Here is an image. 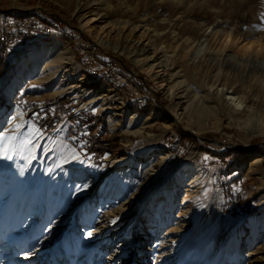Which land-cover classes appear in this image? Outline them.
<instances>
[{
	"label": "rangeland",
	"instance_id": "rangeland-1",
	"mask_svg": "<svg viewBox=\"0 0 264 264\" xmlns=\"http://www.w3.org/2000/svg\"><path fill=\"white\" fill-rule=\"evenodd\" d=\"M75 1L0 0V15L38 17L53 29L0 59V126L31 123L57 149L31 165L24 155L0 159V264H264V0H81L110 20L130 19L140 39L115 36L97 23L84 28L87 18L76 14ZM197 25H218L195 47L199 56L227 54L238 63L234 70L214 64L205 74L227 73L248 111L209 103L204 118L191 111L187 120L186 104L174 108L161 75L137 62L154 58L138 56L151 43L148 33L158 47L178 51L180 38L194 37ZM51 44L68 48L73 60L47 77L44 58L33 57ZM26 64L36 68L34 79L16 83ZM49 107L62 108L61 118L49 110L34 118ZM90 136L109 149L90 153ZM255 155L263 160L248 174L247 159ZM184 165L200 169L189 183L180 176ZM154 166L159 171L152 174ZM145 175L152 176L141 185ZM85 183L87 191L79 190ZM120 216L119 225L103 228L106 218ZM46 226L51 231L38 244ZM254 250L260 254L245 257Z\"/></svg>",
	"mask_w": 264,
	"mask_h": 264
},
{
	"label": "bare ground",
	"instance_id": "bare-ground-1",
	"mask_svg": "<svg viewBox=\"0 0 264 264\" xmlns=\"http://www.w3.org/2000/svg\"><path fill=\"white\" fill-rule=\"evenodd\" d=\"M76 1H75L77 4L76 14L80 11L81 13H85V18H87V21L84 20L85 21L84 28H88L93 24L97 23L98 26H103L100 27L101 30L105 29V27L114 30L113 32L115 33V36L128 37L131 39L134 36H136V39L145 37L142 35L143 32H141L139 26L131 22L130 19H126L125 21H120L116 18H112V20H110L111 17L107 15H102V13L98 12L97 10L98 8L96 6L82 4L81 0H76ZM18 15L20 14L17 15L13 14L12 16H8V15L5 16L1 14L0 27L7 26L8 24L12 23V21L15 23L34 22L36 27H40V31H35L32 34H30L28 37H26V32H15V39H23V42H18V44L15 45V47H7V54H13L17 48L21 46H25L26 44L34 43L36 41H39L41 38L47 37V35L52 34L53 29L51 30V28L49 27L50 23L41 22V20L38 17L34 18L31 16L24 17ZM96 17L99 18L96 19ZM52 20L55 23H59L63 27L65 26L60 22L54 21V19ZM217 27L218 25H209L208 28H199L197 25V28H192L190 30V34H195V36L194 37L188 36L184 39L180 38L182 44L178 51H177L178 47H175L174 49L171 50H168L165 46L158 47L159 45L154 44V42L152 41V35L148 33L146 38L149 41H151V43H149L148 45L146 44V46H142V48H140V53L138 54V56L153 54L154 58L153 60H151V62L149 61L145 62L142 59H138L137 62L142 61V64L147 65V68L150 72H154L156 73V75L157 74L161 75V77L159 78L160 87L162 89H165L166 94H168V96H170L172 100H177L176 103L173 102L174 108L178 110V108H182V105L186 104V107L182 108L183 110L182 114L185 116L187 120L189 119V112L191 111L192 113H194V115L197 118L199 119L204 118L205 114L203 112L211 111V109H213V106H210L209 103H214L215 108L223 105L227 108H230L235 113H238L240 111H248L251 108L250 105H247V103L249 102L246 100L247 98L241 97L242 95H240L239 90L227 77L226 75L227 73H222L221 76H216L217 73L214 74L213 76L211 75L207 76V74H205V72H207V69L213 66L214 64L218 65L217 67L219 66L230 67L233 70L236 69L238 66L237 59L235 57H229L227 54L225 55L222 54L215 57L212 56V54H202L201 56H199L201 54V50H195V47L198 46L200 42L201 45L204 41L209 39L210 35L215 34ZM165 34L166 32L162 33L160 35V38H158L160 39V45L164 43L163 41H161L162 40L161 37L164 36ZM97 37H98V41L102 43L103 38L101 36V33H97ZM136 39L133 40L135 41ZM57 46L60 45L51 44L49 45V49L47 50L40 49L36 52V55L33 57V59L37 58L38 60H42L44 58L43 62L40 65V70L46 72L47 77H54L56 75V72H58L59 69L61 68V66H63L65 63L68 64V62L70 61L72 62L73 60L71 54L68 53V48L63 47L62 50L58 51L56 49ZM0 49H1V39H0ZM53 52L55 54L54 58L51 56L53 55L52 54ZM192 58L195 59L197 58L198 59L197 63L193 62V64H190V60ZM23 70H25V74L20 73V76L18 77L16 83L27 82L28 80L34 79V75H35L34 71L36 70L35 67L26 64V66L24 65ZM262 71L264 72V67H262ZM43 79L45 78L44 77L41 78V76H39L38 80H43ZM260 90L264 92V87L262 86ZM178 100L180 101L183 100V102L180 103V101ZM237 105H241V107H237ZM184 116H182V119H184ZM135 117L136 116L134 115L131 117V119H135ZM176 120H178L177 122L181 121L180 118H177ZM262 160L263 159H261L260 156H256V155L251 156L249 159H247V161L249 162L246 166L247 173L248 174L255 173L254 167L257 166ZM153 169L154 170H150L152 174L159 171V168H157L156 166H154ZM199 170L200 169L195 168L193 166L184 165L182 167V174H180V176L182 177L183 181L189 183L191 179L192 180H194V178L196 179L195 174H197ZM149 176L152 175H147V176L145 175V177L140 178L138 180V183L141 182L142 185L143 183H145L146 179ZM94 186L95 183L93 184L92 189L94 188ZM131 197L132 195L130 194L129 200L125 203V205L129 206V204L133 203L131 202L132 201ZM124 209H122V211H124ZM136 210L137 208L135 209V211ZM139 212L141 211L139 210L136 213L133 212L131 215L132 218L131 223H133V225L137 221V213ZM121 220L122 219L120 216V219L116 224L119 225ZM110 221L111 218H106L104 222L105 227L103 228L107 229L111 227L113 229L114 225ZM252 224H260V221L258 222L257 220H254ZM257 252L258 250L249 251L247 252L248 255H245V257L250 258L251 256H256L260 254ZM259 259L257 258L256 260ZM249 262L250 264L254 263V261H249Z\"/></svg>",
	"mask_w": 264,
	"mask_h": 264
},
{
	"label": "snow or ice",
	"instance_id": "snow-or-ice-1",
	"mask_svg": "<svg viewBox=\"0 0 264 264\" xmlns=\"http://www.w3.org/2000/svg\"><path fill=\"white\" fill-rule=\"evenodd\" d=\"M228 42H231V37L227 38ZM251 51V48H249ZM32 88H36L37 85H31ZM23 103V101H21ZM237 107H241V105H237ZM47 113L44 111L34 113V118L39 121L42 116H46ZM11 122H14L17 117L12 115L10 118ZM7 123L4 126H0V159L12 161L14 159V155H24L27 163L31 165L38 158L43 157L44 159H48L53 153L57 151L56 147L50 142V138L44 134V130L40 128H34L31 123L25 127L24 124L21 123H13L11 128L7 127ZM79 156L73 154L72 160L78 161ZM89 158L86 156L81 163H86ZM57 164L56 167L63 166V163ZM49 173L54 171L52 167L47 169ZM23 174V173H21ZM81 191H87L90 187L89 184L85 183L77 186ZM78 194V193H77ZM115 206H119L118 204ZM120 217H115L111 219V223L115 225ZM52 221H49L51 224ZM51 228L46 226L45 233H42L41 237L37 238V243L42 244L43 239L46 238V233L50 232ZM93 231H88L86 233L87 238H91L93 236Z\"/></svg>",
	"mask_w": 264,
	"mask_h": 264
},
{
	"label": "built area",
	"instance_id": "built-area-1",
	"mask_svg": "<svg viewBox=\"0 0 264 264\" xmlns=\"http://www.w3.org/2000/svg\"><path fill=\"white\" fill-rule=\"evenodd\" d=\"M63 24L59 19L56 20ZM35 31H40V27H36L34 22L28 23H12L7 26L0 27V39H1V49H0V59L7 58L12 54H7V47H15L18 42H23V39H15V32H26V37ZM117 67V65H115ZM90 68H93L92 66ZM101 72V71H94ZM107 73V70L105 71ZM113 82L118 81L111 78Z\"/></svg>",
	"mask_w": 264,
	"mask_h": 264
},
{
	"label": "trees",
	"instance_id": "trees-1",
	"mask_svg": "<svg viewBox=\"0 0 264 264\" xmlns=\"http://www.w3.org/2000/svg\"><path fill=\"white\" fill-rule=\"evenodd\" d=\"M54 21H56V20H54ZM1 73V72H0ZM2 100H1V98H0V102H1ZM62 109V108H61ZM59 110V109H54L53 111H50V107L49 108H47V110H46V113L48 112V110H49V112H48V116H50V115H54V116H59V118H57V119H60L61 118V111L62 110ZM64 113V112H63ZM81 123H84V122H81ZM108 142V141H107ZM88 149H89V152L90 153H94V154H96L97 156L102 152V150H104V149H109V147L107 146V144H106V140H104V139H102L101 137H99L98 139L96 138V137H91L90 136V143H89V147H88Z\"/></svg>",
	"mask_w": 264,
	"mask_h": 264
}]
</instances>
